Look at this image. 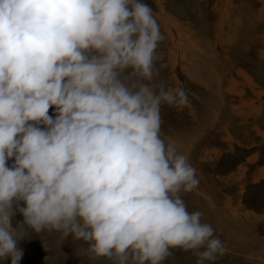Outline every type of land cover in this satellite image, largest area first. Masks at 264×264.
I'll use <instances>...</instances> for the list:
<instances>
[{
  "label": "clouds",
  "instance_id": "obj_1",
  "mask_svg": "<svg viewBox=\"0 0 264 264\" xmlns=\"http://www.w3.org/2000/svg\"><path fill=\"white\" fill-rule=\"evenodd\" d=\"M165 38L145 0H0V261L53 232L113 264L225 254L183 198L197 168L161 133L162 107H190L154 82Z\"/></svg>",
  "mask_w": 264,
  "mask_h": 264
},
{
  "label": "rangeland",
  "instance_id": "obj_2",
  "mask_svg": "<svg viewBox=\"0 0 264 264\" xmlns=\"http://www.w3.org/2000/svg\"><path fill=\"white\" fill-rule=\"evenodd\" d=\"M201 1L204 7L200 4V14L197 15L192 3L194 0H145L152 7L166 37L157 49L161 58L156 61L159 75L154 82L162 80L168 86L180 84L188 90L190 100V107L183 110L162 107L164 123L161 133L166 140L173 141L178 151L186 154L198 170V188L183 194L189 211L195 208L192 207L193 202L201 206L210 204L208 199H194V195L200 193L196 192L198 190L213 193V206L209 208L213 212L221 202H227L225 209L228 211L238 202L236 211L240 210V214L242 208L259 213L247 216L244 221L255 224L257 237L264 239V172L252 176L253 170L264 164V139L254 133L259 128L264 131V59L261 60L264 58V0H218L219 5L209 13L206 9L217 0ZM260 7L263 10L258 14ZM241 9L248 14L236 19L234 14H239L237 10ZM245 21L250 24H245ZM229 25H233V29L238 25L237 48L226 64L224 61L215 63L210 56L219 58L220 47L221 50L224 46L231 49L233 39L228 37L232 36L228 32ZM218 32L220 38L213 35ZM256 46L263 55L251 51ZM234 65H240L246 75L240 74ZM217 77L220 79L218 82ZM257 103L260 108L256 107ZM250 108L258 109L259 113L254 116ZM242 129L248 131L241 133ZM256 154L255 160L249 159ZM247 160L256 161L253 168ZM242 166L246 167L245 178H240ZM20 220L22 216L17 213L13 221ZM81 243L74 242L71 237L61 242L60 234L56 232L31 233L20 241L19 246L24 252L20 264H113L107 258L93 260L78 255ZM225 247V254L214 264H253V260H264L258 254H249L252 260L241 262L236 255H244L240 250L234 253L231 252L234 249ZM174 251V258H169L165 264H196V258L190 252ZM0 264L10 262L0 261Z\"/></svg>",
  "mask_w": 264,
  "mask_h": 264
},
{
  "label": "crops",
  "instance_id": "obj_3",
  "mask_svg": "<svg viewBox=\"0 0 264 264\" xmlns=\"http://www.w3.org/2000/svg\"><path fill=\"white\" fill-rule=\"evenodd\" d=\"M192 3H193V7H194V9L196 11V14L199 15L200 14L199 6H200V4H202L203 7H204V3L201 0H194V2H192ZM215 5H219L218 0L216 1V3L213 2L212 4H210L211 8L206 9V12L208 11V13H209L210 9L213 10L215 8ZM229 7L232 8L233 5H231ZM239 7H240V5H239ZM262 10H263V7L258 8L257 9V13L260 14V12H262ZM231 11H233V10L231 9ZM237 12L239 14H234L236 19H238V17L241 16V15L248 14V13L242 12V9L241 10H237ZM208 16H209V14H208ZM241 17H239V18H241ZM245 24H250V22L248 23V21H245ZM228 32H230V34H232V36H228V37L233 39V41H232L233 42L232 43L233 47L231 46V49H229L227 46H224L222 50H221V47H220V53H219L220 57L219 58L215 57L214 55H213V58L210 56V59L212 61L214 60L215 63H219L220 64V63H222L224 61L225 64H226L229 61V59L231 58L230 54L232 55V54L235 53V50L237 48V43H235V38H236V36L239 35L238 25H237V29H235V28L233 29V25H229ZM213 35L215 37L217 36L218 38L221 37V34L219 32L218 33H213ZM233 48H234V51H233ZM251 51L252 52L255 51L256 54L258 53V54L263 55L262 50L258 49L257 46H256L255 50H251ZM213 52L215 53V55L217 54L216 51H213ZM224 55H226V56H224ZM263 59L264 58L262 57L261 60L263 61ZM234 66L238 68V72L240 74L246 75L244 73L242 67H240V65H237V66L234 65ZM212 69H214V68H212ZM240 70L242 72H240ZM214 71H215V69H214ZM217 74L220 75L221 73L217 72ZM216 79H217V82L220 80L218 77ZM225 79H226V81H228L227 78H225ZM211 83H213V82H211ZM246 83H248V80L246 81ZM246 86H247V84H246ZM262 103H264L263 100H262ZM256 107L260 108V106H258V103H257ZM250 109H252L251 113L254 116H256L259 113L258 109H254V108H250ZM257 128H259V127L257 126ZM223 130H224V132L227 133V135H230V132L227 129H223ZM247 131L248 130L242 129V131H240V132L241 133L242 132L246 133ZM254 131H255L254 133L258 134L262 138V140L264 139V131L262 129L259 128V129H256ZM230 136H232V135H230ZM227 137H229V136H227ZM256 158H257V154H256V156H253V157L251 156L249 159L250 160H255ZM247 161H248L249 166L250 167L252 166V168H253V165L256 164L255 163L256 161H249V160H247ZM263 172H264V164L262 166L261 165L257 166V168L255 170H253V175L252 176L256 177L257 175H261ZM239 174H240V178L242 176H243V178H245L246 167L242 166V169L240 170ZM196 192H200V193H196L194 195V196H196V198L194 197V199H199V200H203V199L207 200L208 199L207 202L210 203V204H208L207 206H201L200 204H196L195 202H193L192 203L193 204L192 207L193 208L195 207L194 210H200V211H202L204 213V215L202 217L203 220H204L203 222H207V223L212 225V227L215 229V234H217V236L224 242V244L226 246L234 249V251H231V252L235 253V250H240L239 252L244 254L242 256H239L238 254H236L239 257L238 258L239 261L247 262L248 260H252L251 256H249V254H254V255L258 254V256H260V257L262 256V258H264V239L257 237L258 233L255 232V229H258V227L255 224H246L245 221H244V218H246L247 216H253V215L256 216V215H259V213H255L253 211H250V209H243L242 208V211H241V214H240V210L236 211V208H238V206H239L238 202L236 203L237 206H233V207L230 206L229 207L230 208L229 211L227 209H225L226 206H227L226 205L227 202H225V203L221 202V203L218 204L217 208H213L215 210V212H213V211H210V209H209L211 206H213L211 204V201H212L211 197L213 196V193H211V192H207L206 193V191H205V193L203 192L204 193V196H203V193L200 190H198ZM194 210H192V211H194ZM237 218L240 221H238ZM242 221L244 222V224H242ZM238 230H240V231H238ZM254 234H256V235H254ZM257 238L260 240V242L257 240ZM234 260H236V259H234ZM260 261H262V262H260ZM253 264H264V260L263 259L257 260V261L253 260Z\"/></svg>",
  "mask_w": 264,
  "mask_h": 264
}]
</instances>
